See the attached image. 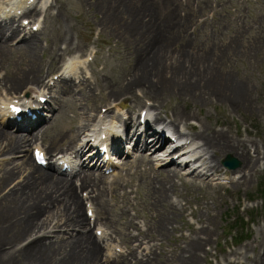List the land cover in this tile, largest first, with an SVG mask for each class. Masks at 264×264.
<instances>
[{
  "label": "bare ground",
  "instance_id": "6f19581e",
  "mask_svg": "<svg viewBox=\"0 0 264 264\" xmlns=\"http://www.w3.org/2000/svg\"><path fill=\"white\" fill-rule=\"evenodd\" d=\"M37 1L0 0V156L9 160L0 164V264H202L201 252L212 240L209 209L207 220L199 219L201 227L191 229L194 237L189 243L170 251L162 247L173 239L174 224L187 210L173 198L183 195L176 180L188 187H219L212 177L224 172L222 158L231 154L241 166L238 171H225L223 179L240 175L232 187L251 186L264 160L256 141L219 129L220 122L207 125L200 112L204 105L216 103L259 113L250 103L248 87L232 79L229 62L248 53L258 58L264 52V38L249 50L239 42L240 32L228 43L199 41L201 33L213 40L217 37L210 18L198 21L212 3L217 5L214 12L231 18L228 4L235 0H84L88 11L96 14L101 33L115 37L116 49L128 52L130 60L126 71L111 81L94 69L93 85L80 57L65 59L83 52L85 46L72 36L64 7L57 8V34L47 41L46 26L37 21L41 14ZM54 3L41 9L42 14L46 16ZM63 26L69 27L63 31ZM41 35L46 45L39 43ZM14 41L20 44L13 47ZM172 99L176 102L169 108L170 117L163 109ZM18 103L35 106L32 112L42 114L36 121L27 119L32 126L59 107L52 114L56 118L50 117L52 128L46 135H40L42 124L28 136L6 129L13 122L10 107ZM70 111L74 117H68ZM101 126H111L104 141ZM185 129L191 132L187 137ZM43 140L45 149L39 146ZM125 143L128 147L134 143L142 158L134 164L128 184L138 181V190L146 191L156 210V215L145 218L146 230L129 217L125 181L98 175L76 185L49 170L53 158L68 157L73 147L93 155L104 145L117 153L124 151ZM189 143L197 148L187 150ZM34 146L50 159L49 169L36 162L34 153L29 155ZM113 228L128 248L126 253L110 243ZM133 242L138 246L132 247ZM248 244L232 255L239 260L230 264H264V227Z\"/></svg>",
  "mask_w": 264,
  "mask_h": 264
},
{
  "label": "rangeland",
  "instance_id": "374dc122",
  "mask_svg": "<svg viewBox=\"0 0 264 264\" xmlns=\"http://www.w3.org/2000/svg\"><path fill=\"white\" fill-rule=\"evenodd\" d=\"M52 1L55 2L54 8L49 10L46 16L43 14L40 22V24L46 26L44 34L48 39L47 41L54 40L57 34L55 30L60 27L55 22L59 13L57 8L61 5V7H64L63 10L65 9V12L63 11L65 16L64 21H68L73 28L72 36L75 38L76 43L85 46L83 52L67 55L65 59L67 57V60L80 57L82 63L84 64L85 62L84 68H88L89 70L90 81L93 85H95L94 78L92 77L94 69L103 79L108 81H111V79L114 80V78L119 77L126 71L130 64L128 52L125 51V53H123V49H116L115 37L110 36L109 33H101L100 28H98L95 23V20L96 22L98 21L96 14L94 15L92 11H88L89 7L86 6L84 0H58L59 4L56 3V0H50L48 5H50ZM212 5L213 6L205 11L206 16L202 19L200 18L198 21L201 24L205 19L210 18L209 21L214 22L216 25L214 28L216 34L214 35L217 37L213 40L212 35L205 37L204 34L201 33L198 36L199 41H209L211 45H213V42H219L220 44L228 43L240 32L237 38L239 42L245 45L246 49L249 50V47L264 38V0H235L233 4H228L227 11L231 15V18L226 17L225 13L218 15L214 12L217 5L215 3H212ZM220 19L222 20L220 21ZM258 20L259 23H255ZM230 22H232V26ZM234 25L242 27L240 29L241 31H238V27ZM68 27L69 26H63V31H66ZM212 28V26H208V32L213 33ZM39 38V43L46 45L44 37L41 35ZM209 43L207 44L210 45ZM62 46L63 45H61V47ZM248 54H241L240 59L234 57V59L229 62L230 71L234 72L232 79L248 87L250 91V103L254 110L255 108H259V113L255 111L252 112V110L246 111L244 108L237 111L228 108L227 105H216V103H213L202 107L203 110L200 112V118L207 121V125L220 122L222 125L220 124L218 126L219 129L229 131L231 134L239 133L245 140H255L264 158V52H262L258 58L254 56L251 58ZM250 54L253 55L254 52ZM69 56L73 57L69 58ZM72 76L76 75L72 74ZM97 94H99V92H97ZM175 102L176 101L173 99L172 101L167 100L165 102L166 107L163 109L165 115L168 114L171 117L172 113L169 108L174 106ZM129 105L127 104V107ZM260 108L262 111H260ZM191 110H193V113H199V109L195 106H193V108L191 107ZM74 114L75 112L70 111L68 112V117H74ZM7 130L11 131V129ZM46 145L47 142L42 143V146L45 148ZM58 150H61V147ZM29 155L32 156V151ZM228 156L235 158L233 155L227 154L222 158V161L224 162ZM1 159L2 157L0 156V164L9 161L6 158ZM12 159L15 160L18 158L15 157ZM236 160L238 161V159ZM238 164V167L234 169L235 171L240 169L241 165L239 161ZM223 168L224 171H234L224 166ZM134 171V166L130 169H124L117 179L125 181V186L123 188H125V191L129 194V204L126 207L129 211V217L134 218L136 223H138L143 230H146L145 218L156 215V210L146 198V191H144V189L138 190V181L128 184L130 173ZM180 175L184 174L181 173ZM228 176L229 179L226 180H229V182L227 181L225 185L209 188L188 187L182 185L178 179L176 180L177 183H179V191L181 194L183 193V195L180 197L177 193L173 198L180 206H186L187 210L183 217H180L174 224L177 229L173 233V239L165 241L162 245L163 248L170 251L177 245L184 247L189 243L192 237H194L191 229H199L201 227L199 219H202V223L207 220L206 216L208 213L206 211L209 209L211 211L210 215L213 218V223L210 225L212 240L207 245V250L205 248V250L201 252L202 264H230L234 262L236 258L239 260L238 256L234 257L232 255L243 248V246L249 245L248 243L253 239V235H255L256 231L260 227H264V160L258 165L257 174L253 175L252 183L248 190L243 186L238 190L232 187V181L234 182V179L236 181L240 175L233 177L231 175ZM186 178L191 179V177L187 175ZM120 192L122 191L120 190L119 193ZM107 198V200L111 201L112 194L108 193ZM250 198L253 199L251 200ZM120 204L124 205L122 202H120ZM101 228L106 233H110V231H106V227L101 226ZM118 229L120 230V227H118ZM114 230V228L111 230L115 239L112 241L116 242L118 247L123 245V252L126 253L128 248L118 239V234H114L118 233L117 231L114 232ZM135 233L137 234L138 232ZM138 244L139 242L136 244L133 242L132 247H136ZM159 252L160 248L157 249L158 254ZM251 256H253L252 253Z\"/></svg>",
  "mask_w": 264,
  "mask_h": 264
},
{
  "label": "water",
  "instance_id": "95a60500",
  "mask_svg": "<svg viewBox=\"0 0 264 264\" xmlns=\"http://www.w3.org/2000/svg\"><path fill=\"white\" fill-rule=\"evenodd\" d=\"M225 166L230 169H236L238 167V161L232 156H228L224 162Z\"/></svg>",
  "mask_w": 264,
  "mask_h": 264
}]
</instances>
